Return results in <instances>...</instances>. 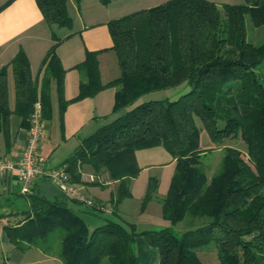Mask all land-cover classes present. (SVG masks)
I'll return each mask as SVG.
<instances>
[{
	"label": "trees",
	"instance_id": "16d2710c",
	"mask_svg": "<svg viewBox=\"0 0 264 264\" xmlns=\"http://www.w3.org/2000/svg\"><path fill=\"white\" fill-rule=\"evenodd\" d=\"M35 1L53 43L42 60L40 87L23 49L10 60L12 109L6 71L0 72V128L6 138L11 113L28 128L34 102L40 99L43 116L49 114L50 81L61 108L115 87L111 112L130 107L83 137L62 166L75 182H80L78 167L84 165L105 174L106 181H116L111 202L117 215L139 171L136 150L163 146L174 159L167 193L159 199L169 224L137 230L133 222L106 219L89 228L86 210L73 205L79 200L65 192L49 198L32 185L19 193L26 207L0 212V219L13 218L3 223L8 240L20 249L36 247L57 256L62 264H152L156 256L157 264H209L205 260L213 261V249L219 264H264V41L253 43L246 34V15L253 26L264 25V0L221 6L210 0H165L110 18L119 74L102 83L99 51H86L75 65L85 78L71 99L63 97L65 69L55 52L62 37L53 31L72 24L67 0ZM184 82L189 89L174 99L135 103L144 93ZM202 129L215 143L239 136L247 150L225 145L219 167L208 177ZM157 186V178L150 176L141 207ZM186 217L193 226L175 233L171 225Z\"/></svg>",
	"mask_w": 264,
	"mask_h": 264
},
{
	"label": "crops",
	"instance_id": "0c3cea01",
	"mask_svg": "<svg viewBox=\"0 0 264 264\" xmlns=\"http://www.w3.org/2000/svg\"><path fill=\"white\" fill-rule=\"evenodd\" d=\"M5 1L0 0V5ZM124 1L110 0L107 4H103L100 0H80L78 3L74 0H67L72 24L58 35L62 37V40L55 49L65 69L63 85V97L65 99H71L77 94L79 82L85 78L75 65L84 59L86 51H99L97 59L100 81L102 83H106L118 76L119 72L118 74L113 71L107 72L101 63V59L104 52L113 50L111 48L112 39L107 21L110 18L131 12L126 10L128 9L126 7L132 3L128 4ZM145 1L149 3L147 5L153 6L157 0ZM76 20L79 22L78 24ZM52 43V30L45 21L35 0H11L0 9V72L2 70L6 71L8 105L11 109L15 104V91L10 60L19 49H23L29 59L32 77L36 79L38 87H40L44 75L42 60ZM113 52L116 56L114 50ZM47 91L50 111L48 115L43 116L40 152L46 158L45 167L53 169L62 166L65 159L72 154L81 139L88 135L85 132L82 134L85 124L93 113L106 111L103 99L112 97L115 87H106L92 96L69 101L62 108L59 104L58 92L53 81L48 84ZM59 125L62 127L61 136L57 131ZM6 131L7 138L4 130L0 128V161L5 159L15 161L18 159L21 148L24 145L27 125H22L20 117L15 113H11ZM69 136H73L70 139V145L66 150L58 153L61 143H64ZM83 168L91 171L86 165ZM14 178V175L8 171L0 172V204L9 197L20 193ZM90 184L92 183H85L83 190H87ZM32 185L41 194L49 198L62 197L64 194L59 184L48 176L37 177ZM92 197L97 201L104 202L99 197L94 195ZM24 202L27 206L26 201Z\"/></svg>",
	"mask_w": 264,
	"mask_h": 264
},
{
	"label": "rangeland",
	"instance_id": "374dc122",
	"mask_svg": "<svg viewBox=\"0 0 264 264\" xmlns=\"http://www.w3.org/2000/svg\"><path fill=\"white\" fill-rule=\"evenodd\" d=\"M164 0L152 1L154 3H160ZM215 2L218 6L223 3L229 4H241L245 0H210ZM119 2V1H118ZM116 2V3H118ZM126 3H132L131 7H126V10H135L145 8L149 5L145 0H125ZM151 2V1H148ZM153 3V4H154ZM152 4V3H150ZM117 5V4H116ZM151 6V5H150ZM76 23L78 24L79 22ZM66 30V27H54V33L58 36ZM246 31L247 39L253 43H259L264 41V25L253 26L248 16L246 15ZM117 57L115 56L113 50H107L104 52L101 59V63L107 72H119V66L117 62ZM189 89L186 82L173 87H167L157 90H152L150 92L144 93L140 96L135 103L146 101L149 99H162L169 98L174 99L180 93H183ZM109 91V90H105ZM106 93V92H104ZM114 101V95L112 97H105L103 99V105H105V110L103 113H93L90 119L84 126L83 133H92L98 126L103 123L110 121L112 118L124 112L128 107L122 108L117 112L112 113V105ZM59 135H62V127L59 125L57 129ZM65 140L61 143V147L58 149V153L63 152L70 145L71 138ZM225 145H232L240 148L243 151L247 150L246 143L241 139V137L226 138L220 143H215L208 136L204 129L200 132V147L205 149V154L202 156V163L204 164L206 173L208 177L217 170L220 164V159L223 154V148ZM136 161L139 166V171L130 181V191L131 195L124 197L122 201L118 204V214L116 215L112 211L113 204L111 202V197L114 195L116 188V181L105 180V174L103 176V181H97V184L92 183L84 192L90 196H96L101 198L104 202L106 209L98 210L86 205L83 202L73 203V205L80 209L86 210L84 212V219L89 225V228H93L99 224H102L106 219H115L123 224L127 222H133L137 230L150 229V228H160L168 225V221L163 217L160 198H163L168 190L170 178L174 170V159L173 156L161 145L154 146L150 148L137 149L135 152ZM209 167V169L206 167ZM61 167V166H59ZM56 167V168H59ZM83 170L88 171L87 168ZM92 171V170H91ZM150 176H155L158 181L157 189L154 193L152 199L146 201L143 207H141L142 200L146 193L147 183ZM96 182V181H93ZM91 183V182H90ZM19 187V186H18ZM94 198V197H93ZM95 199V198H94ZM96 200V199H95ZM24 197L19 193L14 196L9 197L7 200L3 201L4 205H1L0 212L4 211L7 207L12 209L24 208L25 202ZM12 217L0 219V264H62V261L57 256L50 254H44L41 250L36 247H31L28 249H20L15 247L7 238L3 223L7 220L12 221ZM190 217H186L183 220L171 225L175 233H181L186 228L193 226L190 223ZM214 251L213 261H207L209 264H219V260ZM201 252V251H200ZM211 257L212 254L210 253ZM153 260L152 264H157V256ZM203 258V257H202Z\"/></svg>",
	"mask_w": 264,
	"mask_h": 264
},
{
	"label": "built area",
	"instance_id": "2783aa9c",
	"mask_svg": "<svg viewBox=\"0 0 264 264\" xmlns=\"http://www.w3.org/2000/svg\"><path fill=\"white\" fill-rule=\"evenodd\" d=\"M42 104L40 99L34 102L32 112L29 117V126L23 147L17 160H1L0 172L8 171L14 175V179L19 186L20 193L29 191L35 179L39 176H48L59 184L61 189L86 205L103 210L105 205L87 195L84 190V184L93 181H103V177L93 171H85L78 167L80 182H75L70 178L68 172L63 166L59 168L48 169L45 167L46 158L40 152V140L42 137Z\"/></svg>",
	"mask_w": 264,
	"mask_h": 264
}]
</instances>
